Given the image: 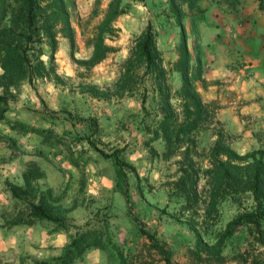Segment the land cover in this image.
I'll return each mask as SVG.
<instances>
[{"label": "rangeland", "instance_id": "rangeland-1", "mask_svg": "<svg viewBox=\"0 0 264 264\" xmlns=\"http://www.w3.org/2000/svg\"><path fill=\"white\" fill-rule=\"evenodd\" d=\"M110 1L74 0V7L69 10L73 52L68 41L59 38L54 54L59 81L24 82L8 100L5 119L0 121V134L10 138L13 146L0 142V216L13 209L6 185H20L22 171L33 163L44 173L38 186L53 190L69 228L54 231L51 225L35 222L4 230L0 218V263L33 264L52 259L77 231L95 228L103 232L107 243L116 246L128 264H165L150 249L139 229L155 236L167 251L170 264H264V241L260 242L253 230L244 226L238 227L226 241L219 259L211 255L207 248L240 208L224 203L207 214L202 204L206 194L204 179L200 178V202L191 210L183 209L173 193L179 158L162 160L151 156L146 146L154 115H159L152 84L147 79L142 82L136 79L138 83L129 91L116 90L133 43L148 23L167 70V85L171 91L175 89L178 79L168 68L171 55L176 52L178 28L162 14L164 0H122L125 13L114 22L118 31L105 39L114 51L90 70L74 62L89 57L95 28ZM259 4L264 6V0H259ZM192 17L183 20L187 36L192 35ZM190 41L187 39L188 44ZM42 51L41 60L46 63L49 50L43 45ZM87 87L95 88L97 96L91 95ZM142 95L147 114L140 109ZM172 104L176 108L175 100ZM91 119L97 123L95 130L89 125ZM15 121L42 132L12 130ZM196 140L195 151L200 156L196 159L204 165L203 151L211 143L209 132L197 134ZM86 141L105 153L123 149V160L135 169L134 174H127L128 205L114 190L111 163ZM150 146L160 155V142H152ZM239 198L243 208L250 206L247 195ZM193 228L206 248L198 250L201 246L197 248ZM116 257L112 247L89 248L73 264H116Z\"/></svg>", "mask_w": 264, "mask_h": 264}, {"label": "trees", "instance_id": "trees-1", "mask_svg": "<svg viewBox=\"0 0 264 264\" xmlns=\"http://www.w3.org/2000/svg\"><path fill=\"white\" fill-rule=\"evenodd\" d=\"M122 0H111L103 18L95 28L92 49L85 60L74 62L84 70H90L104 60L114 48L105 43L106 37L113 36L118 30L114 27L116 19L125 13ZM199 0H164L162 14L172 20L178 28L176 59L170 63L168 71L179 75L180 84L173 91L167 85V70L155 45V34L151 25L135 39L130 56L125 62L123 72L116 84V90L124 93L136 83L147 79L153 86L159 115H154L153 130L146 146L151 156L162 160L178 157V177L173 183L174 196L180 200L183 209L191 210L200 202L198 182L204 179L205 198L202 204L207 214L214 213L224 203L232 204L239 211L225 223L222 231L215 237L212 246L207 249L216 259L220 258L222 248L238 227H249L260 240L264 241V149L259 148L239 154L230 146L229 137L223 133L220 123L215 118L216 106L202 101L196 91L195 83L201 79L202 66L199 54L187 46V35L183 27L186 11L202 10ZM74 7V0H0V121L5 119L8 100L19 91L20 86L33 80L47 79L59 81L54 69V54L58 39L68 41L73 52V30L70 25L69 10ZM49 50L48 61L41 60L42 46ZM140 71V75L138 73ZM138 79V82H136ZM91 95L97 96L95 88L87 87ZM176 102V108L172 104ZM145 96L141 97L140 109L144 107ZM89 125L97 128L94 119ZM15 124V125H14ZM12 130L21 133H40L42 129L29 127L15 121ZM209 132L211 143L203 151L202 161L196 154V135ZM12 140L0 134V142ZM162 144L160 155L149 144ZM87 144L102 158L109 160L114 173V190L125 203L129 202L128 172L135 169L122 158L123 149H113L109 153L97 149L90 141ZM21 184H7L13 209L9 214H2V228L9 230L17 226H31L35 222L51 225L54 231H66L69 225L65 221L64 209L58 203V197L51 188L41 189L38 181L44 177L43 171L30 163L22 171ZM247 195L250 206L243 208L240 196ZM149 242L150 249L157 252L165 264H170L167 251L154 235L139 229ZM198 250L206 248L201 237L192 229ZM103 232L91 228L76 232L57 257L46 261H34L33 264H73L89 248L105 249L112 247L117 253L116 264H128L125 256L118 252L113 244L107 243ZM1 264V263H0Z\"/></svg>", "mask_w": 264, "mask_h": 264}, {"label": "crops", "instance_id": "crops-1", "mask_svg": "<svg viewBox=\"0 0 264 264\" xmlns=\"http://www.w3.org/2000/svg\"><path fill=\"white\" fill-rule=\"evenodd\" d=\"M197 5L202 12L186 11L184 18L193 16L187 46L190 53L195 46L202 66L196 91L216 106L215 118L233 150L264 149V6L259 0H199ZM172 55L171 63L177 57ZM172 74L176 89L179 75Z\"/></svg>", "mask_w": 264, "mask_h": 264}]
</instances>
